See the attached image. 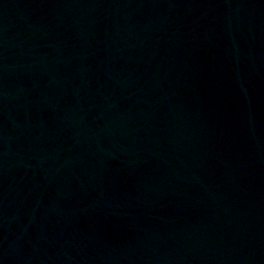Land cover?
Listing matches in <instances>:
<instances>
[{
    "label": "water",
    "instance_id": "1",
    "mask_svg": "<svg viewBox=\"0 0 264 264\" xmlns=\"http://www.w3.org/2000/svg\"><path fill=\"white\" fill-rule=\"evenodd\" d=\"M99 264H264V0H99Z\"/></svg>",
    "mask_w": 264,
    "mask_h": 264
}]
</instances>
